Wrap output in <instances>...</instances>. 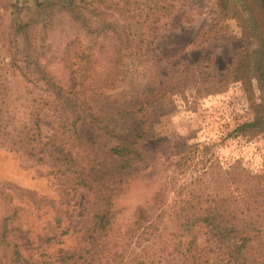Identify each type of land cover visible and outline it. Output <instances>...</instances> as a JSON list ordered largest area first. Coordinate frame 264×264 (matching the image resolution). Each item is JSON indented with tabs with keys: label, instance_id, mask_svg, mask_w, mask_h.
I'll list each match as a JSON object with an SVG mask.
<instances>
[{
	"label": "trees",
	"instance_id": "trees-1",
	"mask_svg": "<svg viewBox=\"0 0 264 264\" xmlns=\"http://www.w3.org/2000/svg\"><path fill=\"white\" fill-rule=\"evenodd\" d=\"M100 1L105 8L96 0H34L28 16L13 23L11 59L0 66V144L47 167L61 201L76 187L86 189L91 200L81 242L67 247L59 206L57 224L32 236L17 224L20 207L2 186L0 264H264V222L243 216L249 209L264 213L252 186L208 204L205 172L185 177L192 162L186 144L168 153L142 145L156 134L150 114L157 97L101 103L117 92L124 61L145 56L186 0ZM258 1L264 10V0ZM227 6L228 0H218L220 14ZM231 75L244 84L253 77L264 92V41L238 54ZM261 110L258 105L254 118L228 136L263 132ZM83 122L117 141L109 159L96 156L80 136ZM203 149L194 163L202 167ZM149 162L156 166L144 178L150 191L126 217L117 201L132 180L142 179ZM28 195L35 200L34 193ZM205 227L213 232L210 249L201 239Z\"/></svg>",
	"mask_w": 264,
	"mask_h": 264
},
{
	"label": "rangeland",
	"instance_id": "rangeland-1",
	"mask_svg": "<svg viewBox=\"0 0 264 264\" xmlns=\"http://www.w3.org/2000/svg\"><path fill=\"white\" fill-rule=\"evenodd\" d=\"M96 1L97 6L105 8L100 0ZM33 2L0 0V66L11 59L9 41L14 21L27 17ZM171 24L155 38L145 56L124 61L117 92L101 101L103 107L157 97L150 114L156 134L142 145L168 153L173 145L186 144L192 162L188 161L185 177L205 172L202 183L208 204L222 193L237 196L250 185L264 206V131L228 136L238 124L254 118L258 105H262L259 114L264 116V92L254 78L249 77L244 84L231 75L238 54L255 50L264 41L263 8L258 0H228L222 15L218 0H186ZM78 133L96 156L109 159L108 150L117 143L114 138L86 122L78 125ZM204 146L207 149L202 167L194 163L205 151ZM155 172L156 166L149 162L141 172L142 179L132 180L117 201L118 207H126V217L141 200L139 197L150 191L145 176ZM2 186L12 195L11 204L20 207L17 224L29 229L32 236L46 225L57 224L54 216L59 206V231L66 230L61 236L62 245L70 247L81 242L80 226L88 219L91 200L86 189L76 187L69 199L61 201L47 167L0 144ZM28 192L34 193L35 200ZM243 216L248 221L264 222V213L259 210H245ZM201 233L210 249L213 232L205 227Z\"/></svg>",
	"mask_w": 264,
	"mask_h": 264
}]
</instances>
